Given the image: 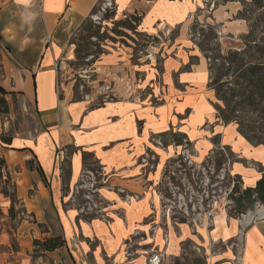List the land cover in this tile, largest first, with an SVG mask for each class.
<instances>
[{
    "label": "rangeland",
    "instance_id": "1",
    "mask_svg": "<svg viewBox=\"0 0 264 264\" xmlns=\"http://www.w3.org/2000/svg\"><path fill=\"white\" fill-rule=\"evenodd\" d=\"M125 13L143 16L138 32L115 25ZM248 35L264 42V0H99L74 43L61 54L59 97L100 109V133L110 151L109 168L89 158L73 184L65 174L74 147L58 153L62 212L73 223L72 235L86 245L90 264L237 263L244 217L263 214L264 203L243 199L240 213L233 198L242 197L244 184L228 167L235 155L213 146L203 133L210 135L216 115L264 145V95L257 90L251 94L252 88H245L238 76L257 57L254 49L246 48L252 44L246 42ZM235 51L239 54L230 62ZM189 55L206 68L202 72L193 64L190 82L184 84L179 69L197 63ZM130 101L144 106L140 118L127 113ZM186 116L191 134L202 138L176 146L175 136L163 132L168 124L185 123ZM203 117L206 122L201 124ZM9 126L37 131L32 111L22 112L17 104ZM128 166L134 167L127 171ZM14 170L28 203L34 202L38 190L33 179L38 175L19 166ZM121 175L139 178L113 180ZM29 178L32 185L25 184ZM15 209L14 219L7 215V223L0 226L8 233L0 241L8 240L14 250L21 220H26L23 229L30 223L38 235L47 227L55 235L63 226L60 218L49 217L48 224L38 227L35 216L19 202ZM6 250L1 244V257L11 259Z\"/></svg>",
    "mask_w": 264,
    "mask_h": 264
},
{
    "label": "crops",
    "instance_id": "2",
    "mask_svg": "<svg viewBox=\"0 0 264 264\" xmlns=\"http://www.w3.org/2000/svg\"><path fill=\"white\" fill-rule=\"evenodd\" d=\"M98 1L0 0V95L8 104V113L0 115V134L11 133L12 137L10 144L0 142V157L5 160L6 169L15 182L16 196L26 213L35 216L41 224H48L46 219L49 217L60 218L63 226L56 233L65 240L64 246L45 252L44 257L32 256V239L49 236L53 231L47 227L48 232L39 230L38 235L36 227L30 223L23 229L26 220H21L16 250L11 248L8 240L0 241V245L6 244L7 250L3 253L11 256V259H5L0 254V264H47L48 258L55 262L62 259L65 264H90L86 257V245L72 235L73 223L69 215L62 212L63 175L58 153H62V148L74 147L65 174L68 183L73 184L89 158H97L105 168H109L107 157L110 151L106 148L107 137L100 133V109H87L81 102L60 98L57 73L59 57L67 50L70 38L90 16ZM190 58L197 59V63H188L185 69L178 71L183 75L184 84L190 82L193 64H198L202 72L206 68L196 56L189 55ZM14 104L22 112L32 111L37 122L35 134L29 129H11L9 123ZM144 109V106H135L130 101L127 113L140 118L138 115ZM186 118L182 125L168 124L163 133H183L190 143L195 144L202 136L191 134L188 128L191 121L189 116ZM205 122L203 117L201 124ZM210 132L209 136L203 133V138L213 146L220 144L228 147L236 158L229 162V170L239 175L245 186H253L264 170V145H252L239 134L237 127L220 121L216 115ZM16 166L38 175V180L33 179L38 191L32 203H28L30 199L24 192L22 181H17L13 175ZM133 167L126 169L130 171ZM131 178L139 177L121 175L114 176L113 180L128 181ZM31 180L29 178L25 184L32 185ZM8 208V197L0 193V226L9 219ZM244 223L242 247L236 264H264V211L258 217L251 214L245 216ZM30 229L32 235L29 234ZM5 234L8 233L0 230V238H4Z\"/></svg>",
    "mask_w": 264,
    "mask_h": 264
},
{
    "label": "trees",
    "instance_id": "3",
    "mask_svg": "<svg viewBox=\"0 0 264 264\" xmlns=\"http://www.w3.org/2000/svg\"><path fill=\"white\" fill-rule=\"evenodd\" d=\"M147 1H156V0H147ZM169 1H172V0H169ZM222 1H228V0H222ZM97 4L98 3H96V5L93 7L90 15H92L94 13V11L96 10ZM256 5L258 7L262 6L261 3H256ZM111 15L113 17V15H115V13H112ZM123 16H124L123 19H119V20L114 21L115 25H119V26L121 25L124 29H126L128 31L136 30L138 32L142 16L135 14V13H129V14L125 13V14H123ZM89 17L86 18L81 23V25L78 27V29L74 32V34L70 38L69 44L74 43L72 40L73 37L80 30L82 25H84V23L89 19ZM107 17L105 16L104 19H106ZM114 32H116L115 33L116 35L128 36V34L126 32H123V31H114ZM117 33H119V34H117ZM95 34H98V33H95ZM248 37H251V36L248 35L245 37L246 42H252V44L248 43V46H246V48L254 49L255 50L254 52L257 55V57L254 59V61H249V64H247L245 66L244 70L238 76L240 78H242L243 81L245 82V85H246L245 88H247V87L252 88L251 94H256V90H257L264 95V42H262L260 44L259 42L255 41V39H247ZM129 38H131V37L129 36ZM76 52H78L77 49H76ZM237 54H239L238 51H235L234 54L232 55V59L230 60V62L235 61V57L237 56ZM225 60L228 61L226 63H229V57L228 56L225 58ZM1 90L2 89H0V91ZM7 113H8V104H7L4 96L0 95V115H5ZM224 123H229V122H224ZM237 131L239 132L240 135H242L252 145H259L260 144V143H254L253 140L249 136H247L238 127H237ZM167 134L175 136V139H172V143L176 146H180L181 144H183L182 142H184L185 144H190V141L186 138V136L183 133L169 132ZM11 139H12L11 133L0 134V142L3 144H10ZM216 148H220L221 150L222 149L226 150V151H228L229 154H232V156H233V153L226 146H222L220 144H217ZM213 150L214 149H212L211 152H213ZM232 161H233V159H232ZM234 176L238 177L241 180L239 175L234 174ZM9 185L11 187V191L8 190ZM15 191H16L15 182L12 180L9 172L6 169V163H5L4 158L0 157V193H2L5 197H8V199H9L8 217L11 220L14 219L13 218L14 214H16V212H15L16 202L20 203V200L17 198ZM236 191H237V187L234 188L233 193H235ZM233 193H232V195H233ZM243 199H246L248 203H251L254 200H259L262 203H264V170L262 171L260 178L255 182V184L253 186H245L244 185V188L242 190V197L239 196V197L233 198L235 203L238 205V208L240 209L239 210L240 213H243V209H244V206H242V204H241V201ZM23 212H25V211H22V213ZM36 224L38 227L43 226L41 223H36ZM42 232H48V231H47V229H43ZM64 244H65V240L60 234H55V235L50 234L49 236L42 237V238H33L32 239V247H33L32 256L44 257L45 252L54 251V250L64 246ZM48 263L49 264H65L62 259L60 262H55L50 258H48ZM194 264H196V263H194ZM203 264H205V263H203Z\"/></svg>",
    "mask_w": 264,
    "mask_h": 264
},
{
    "label": "bare ground",
    "instance_id": "4",
    "mask_svg": "<svg viewBox=\"0 0 264 264\" xmlns=\"http://www.w3.org/2000/svg\"><path fill=\"white\" fill-rule=\"evenodd\" d=\"M220 226L222 228L223 236L228 238L229 237V233H228L227 225H226L224 219H221Z\"/></svg>",
    "mask_w": 264,
    "mask_h": 264
},
{
    "label": "built area",
    "instance_id": "5",
    "mask_svg": "<svg viewBox=\"0 0 264 264\" xmlns=\"http://www.w3.org/2000/svg\"><path fill=\"white\" fill-rule=\"evenodd\" d=\"M47 36V39L49 38V36L48 35H46ZM58 85V84H57ZM58 87V86H57Z\"/></svg>",
    "mask_w": 264,
    "mask_h": 264
}]
</instances>
